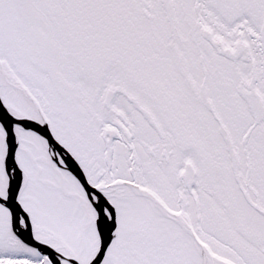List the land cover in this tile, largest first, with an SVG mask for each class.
<instances>
[{
	"label": "snow or ice",
	"instance_id": "obj_1",
	"mask_svg": "<svg viewBox=\"0 0 264 264\" xmlns=\"http://www.w3.org/2000/svg\"><path fill=\"white\" fill-rule=\"evenodd\" d=\"M0 264H264V0H0Z\"/></svg>",
	"mask_w": 264,
	"mask_h": 264
}]
</instances>
